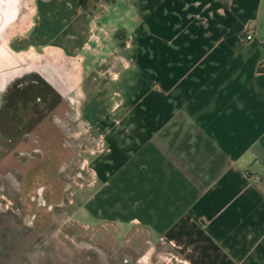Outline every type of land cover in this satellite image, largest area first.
Wrapping results in <instances>:
<instances>
[{"label":"crops","instance_id":"1","mask_svg":"<svg viewBox=\"0 0 264 264\" xmlns=\"http://www.w3.org/2000/svg\"><path fill=\"white\" fill-rule=\"evenodd\" d=\"M0 48L101 97L91 223L181 264H264V0H0Z\"/></svg>","mask_w":264,"mask_h":264},{"label":"rangeland","instance_id":"2","mask_svg":"<svg viewBox=\"0 0 264 264\" xmlns=\"http://www.w3.org/2000/svg\"><path fill=\"white\" fill-rule=\"evenodd\" d=\"M0 53V72L14 74L0 88V264H181L144 228L91 223L81 207L101 97L73 83L59 94L37 74L40 57Z\"/></svg>","mask_w":264,"mask_h":264},{"label":"built area","instance_id":"3","mask_svg":"<svg viewBox=\"0 0 264 264\" xmlns=\"http://www.w3.org/2000/svg\"><path fill=\"white\" fill-rule=\"evenodd\" d=\"M244 38L246 39V40H248V39H250L251 38V33H245V35H244ZM259 70L261 71V72H264V61L263 62H261L260 64H259ZM101 148V147H100Z\"/></svg>","mask_w":264,"mask_h":264},{"label":"flooded vegetation","instance_id":"4","mask_svg":"<svg viewBox=\"0 0 264 264\" xmlns=\"http://www.w3.org/2000/svg\"><path fill=\"white\" fill-rule=\"evenodd\" d=\"M13 73L11 72L10 74L7 73L5 75H3V77L0 79V88L4 85L3 82L5 80V78H7L8 76L12 75ZM14 75V74H13Z\"/></svg>","mask_w":264,"mask_h":264},{"label":"trees","instance_id":"5","mask_svg":"<svg viewBox=\"0 0 264 264\" xmlns=\"http://www.w3.org/2000/svg\"><path fill=\"white\" fill-rule=\"evenodd\" d=\"M42 81V80H41Z\"/></svg>","mask_w":264,"mask_h":264}]
</instances>
